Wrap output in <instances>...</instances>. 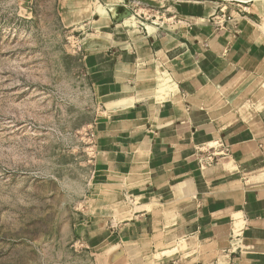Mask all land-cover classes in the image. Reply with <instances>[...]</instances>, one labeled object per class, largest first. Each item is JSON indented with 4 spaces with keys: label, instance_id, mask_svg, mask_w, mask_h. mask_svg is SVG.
Listing matches in <instances>:
<instances>
[{
    "label": "crops",
    "instance_id": "0c3cea01",
    "mask_svg": "<svg viewBox=\"0 0 264 264\" xmlns=\"http://www.w3.org/2000/svg\"><path fill=\"white\" fill-rule=\"evenodd\" d=\"M158 3L161 23L98 28L85 53L99 106L80 242L96 264H264V0Z\"/></svg>",
    "mask_w": 264,
    "mask_h": 264
},
{
    "label": "rangeland",
    "instance_id": "374dc122",
    "mask_svg": "<svg viewBox=\"0 0 264 264\" xmlns=\"http://www.w3.org/2000/svg\"><path fill=\"white\" fill-rule=\"evenodd\" d=\"M113 1L0 0V264H96L80 242L99 106L85 53L100 28L157 25L166 8ZM123 5L125 24L109 10Z\"/></svg>",
    "mask_w": 264,
    "mask_h": 264
},
{
    "label": "built area",
    "instance_id": "2783aa9c",
    "mask_svg": "<svg viewBox=\"0 0 264 264\" xmlns=\"http://www.w3.org/2000/svg\"><path fill=\"white\" fill-rule=\"evenodd\" d=\"M208 159H209V160L207 161V163H211V162H213V160H214V155H210Z\"/></svg>",
    "mask_w": 264,
    "mask_h": 264
},
{
    "label": "bare ground",
    "instance_id": "6f19581e",
    "mask_svg": "<svg viewBox=\"0 0 264 264\" xmlns=\"http://www.w3.org/2000/svg\"><path fill=\"white\" fill-rule=\"evenodd\" d=\"M128 13H129V12H128ZM130 17L133 19L135 16L131 15Z\"/></svg>",
    "mask_w": 264,
    "mask_h": 264
}]
</instances>
